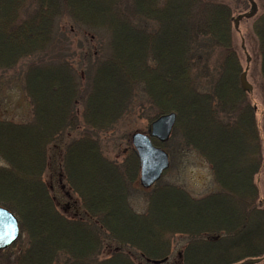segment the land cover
I'll return each mask as SVG.
<instances>
[{
  "label": "trees",
  "instance_id": "16d2710c",
  "mask_svg": "<svg viewBox=\"0 0 264 264\" xmlns=\"http://www.w3.org/2000/svg\"><path fill=\"white\" fill-rule=\"evenodd\" d=\"M231 14L211 0H0V75L26 61L31 109L25 123L0 119V205L20 232L4 264H161L175 236L187 239L180 264L264 256L260 136ZM64 22L80 35L77 68L60 56ZM252 32L264 83V8ZM135 102L149 106V121L175 113L171 135L206 161L215 191L192 197L158 181L145 210H132L137 159L132 150L108 159L95 135ZM47 170L68 204L77 197L75 216L59 211Z\"/></svg>",
  "mask_w": 264,
  "mask_h": 264
},
{
  "label": "rangeland",
  "instance_id": "374dc122",
  "mask_svg": "<svg viewBox=\"0 0 264 264\" xmlns=\"http://www.w3.org/2000/svg\"><path fill=\"white\" fill-rule=\"evenodd\" d=\"M226 4L232 11V18L238 15L249 13L252 4L255 6V13L249 17H242L237 21L236 26H232V44L239 59L242 72L245 73V80L251 86L247 92L250 103L255 108V119L258 127L261 144L262 163L259 172L254 176L255 183L259 190V201L264 206V83L259 73V56L257 53V41L252 32L254 19L263 11L264 0H211ZM66 22L60 24V29L64 34V49L60 56L77 68L80 61L78 44L80 35L73 32ZM74 33V34H73ZM89 35V34H88ZM100 35V34H99ZM96 39V35H89ZM60 41H63L60 39ZM74 55V56H73ZM77 57V58H76ZM40 55L34 60H42ZM26 61H21L14 70L0 75V119L15 123H25L31 119V109L26 96L22 90V71ZM22 63V64H21ZM20 66V67H19ZM80 74V72L78 71ZM82 74V73H81ZM81 76V75H80ZM82 78V77H81ZM83 79V78H82ZM153 117V112L148 105L139 106V102L132 104L122 117L109 130L97 133L95 138L105 157L116 162L123 159L125 153L131 150L130 136L134 132L145 133L147 125ZM178 133L171 135L168 140L162 143L163 149L168 153L169 167L162 174L159 182L174 184L182 187L192 197H200L216 190L210 168L206 161L192 149H181L182 140ZM180 143V145H179ZM43 181L51 188L52 195L57 197L59 211L67 216H75L77 211L72 205L78 207L79 201L72 195V205L65 201L61 195V189L55 177L47 170L43 175ZM61 190V191H60ZM146 190L142 189L138 180L133 185L129 194V204L136 213H142L146 207ZM20 235V234H19ZM23 238V236H21ZM186 237L175 236L171 242L170 255L166 262L161 264H180V253L186 244ZM16 241L14 242V244ZM12 244V245H14ZM11 245V246H12ZM8 247L0 250V264L7 261V253H14L16 248ZM107 254L101 253V257ZM12 254L10 255V259ZM7 264V263H5ZM242 264V263H241ZM264 264V256L255 263Z\"/></svg>",
  "mask_w": 264,
  "mask_h": 264
},
{
  "label": "water",
  "instance_id": "95a60500",
  "mask_svg": "<svg viewBox=\"0 0 264 264\" xmlns=\"http://www.w3.org/2000/svg\"><path fill=\"white\" fill-rule=\"evenodd\" d=\"M255 13V6L252 4L249 13L238 15L234 20L242 17H249ZM239 85L243 91L249 92L251 86L245 80V73L239 76ZM176 115L174 112L163 113L154 118L147 126L146 132H134L130 136V143L133 153L137 158L139 173L138 183L143 189L150 188L157 182L163 172L168 168L169 160L167 153L151 139H155L159 144L166 142L175 124ZM19 236V227L16 217L5 207L0 206V250L10 247ZM254 261H247L251 264Z\"/></svg>",
  "mask_w": 264,
  "mask_h": 264
}]
</instances>
